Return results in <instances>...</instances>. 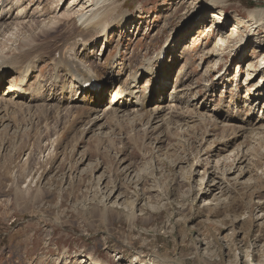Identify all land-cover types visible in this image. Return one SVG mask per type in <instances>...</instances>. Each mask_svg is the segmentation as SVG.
<instances>
[{"label":"rangeland","instance_id":"obj_1","mask_svg":"<svg viewBox=\"0 0 264 264\" xmlns=\"http://www.w3.org/2000/svg\"><path fill=\"white\" fill-rule=\"evenodd\" d=\"M112 1L109 40L63 49L96 0H0V56L42 48L27 84L0 79V264H264V0ZM60 55L104 80L95 103Z\"/></svg>","mask_w":264,"mask_h":264},{"label":"bare ground","instance_id":"obj_2","mask_svg":"<svg viewBox=\"0 0 264 264\" xmlns=\"http://www.w3.org/2000/svg\"><path fill=\"white\" fill-rule=\"evenodd\" d=\"M21 1L22 0H19V3ZM107 1H109V3L106 5V2ZM215 4H216V2L211 3L212 6L215 5ZM6 5L8 6L7 3H6ZM93 7H94V9H92L89 13H87V15H85L86 13H84V15H81L80 16V20L81 19H83V20H82V22H81V24H80V26L78 28V32H77L78 35L77 34H74L75 32L73 33L74 35H71L70 34L71 36L67 40H65L63 42V45H62V48L63 49H65V48L66 49H69L70 46H73V43H74V46H76L75 44H76V41L77 40L75 38L77 36L83 37L82 39H83L84 44L87 43L89 40H91L93 37L95 38L98 35H105L104 40L107 41V40H109L108 38L112 34V29L115 27L114 21H116L117 24H123L124 22H126V18H125V17H127L126 14L119 15L118 19H117V17H114V19L112 18V16H111L112 15V11L116 8V5H114L113 1L110 2V0H96V3L93 5ZM6 9L4 11H6ZM116 11H117V8L115 9V12ZM222 15L223 14L221 12L218 17L216 16L214 18V23H217V24H218V22L220 23V20L222 19L221 18ZM7 16L8 15L5 14V15H3L1 17L2 18V20L0 21V28L1 29L3 28V26L6 27V25H8L7 23H5L6 21H8V20H6L7 19ZM248 18H249L248 19V22H252L251 23V26H252L251 29L252 28H254V29L255 28H259L261 25H263L264 18H263L262 11H259V12H257V11H254L253 12L252 11L250 13V15H249ZM234 35L235 36H238L239 35V29L236 28V27H235L234 33L232 34L231 37H235ZM85 37L86 38L89 37V38L88 39H85ZM73 39H74V41L72 42L71 40H73ZM224 39L225 38L223 36H221L220 38H218V41L216 42L217 45L218 46H223V45L227 46L228 41L227 40H224ZM240 39L241 38H239V41H241ZM225 46L223 48H221V49L224 50L225 49ZM40 49H42V48L39 46L37 48H32V53H24L23 51L22 52H19L18 55H15L12 59L11 58L10 59H7V57L1 55L0 56V79L2 80L4 78V76H3L4 73L3 72L7 68V69H10V70H13L14 71V74H13L12 77L18 76V79H19V81H21L20 82L21 84H27L28 83V80H29V77H30V72H31V70L36 65L34 60L39 55V53H38V55H36V52L35 51H38L39 52ZM71 49H72V47H71ZM238 49H240V48H238ZM47 50H48V46H47ZM162 52H160L159 55L157 56V57H160L159 58L160 59V62L161 61L164 62V60H165V59L161 60ZM61 54H62V51H61ZM4 58L6 59V61H5ZM159 59L157 58V61H155V63H154L153 60H150L149 62L147 61L148 63H146V65H145L146 67L142 65V68H144V70L146 68L145 76H148L149 79H152L154 81V84L153 85H155L157 82H160L161 76L164 75L163 74L164 72H163V68H162L163 66L162 65H161V70L160 71H157V69L154 68L155 65L157 66V68L159 67V64H158V63H160L159 62ZM244 59L245 58L243 57L242 60H244ZM263 60H264V58H263ZM54 61H55L54 62L55 63V65H54L55 69H57V70L59 69L60 70V68H62L63 66L65 68L64 70H65V73L67 74L66 76H67V79L68 80L65 81L64 83H62L61 88L64 89L66 93H68L70 91L69 90V87L70 86H73V85L76 86V84H77L78 89L86 90L88 92V93L85 94L84 97L82 96L84 99L83 98H79L80 100L86 101V103H95L93 98L99 97L100 95H102V93H104L105 85H103V91L101 89L100 92H97V90H91L90 88L84 86L87 81L91 80V77H98L97 71H96V74H97L96 76H94V75H88L89 74L87 72L88 69H84V67L80 66V64H78V62H76V60L73 57H70V56H67V55H62V56L60 55V57L59 58H56ZM250 68L251 67H249V70H250ZM239 71L241 72L242 70H239ZM74 72H76L77 74H74ZM33 73H34V71L32 72V74ZM257 75L258 74L255 72V75L252 77V74L251 73H248V76L247 77L250 79V81H253L254 78H256ZM135 76H137V75L135 74ZM138 77H139V75L137 77H134V79H133L134 85L136 87H139V86H137V84H138ZM58 78H59L58 75H57V78H55V77L53 78L54 81L56 82V83L54 82V84H57L58 83V81H57ZM262 79H263V82L260 84V86L258 88H255L257 94H254V95H256V99H257V102L259 104H264V78H262ZM1 80H0V82H1ZM102 81H103V79H102ZM0 85H1V83H0ZM11 88H13V87H11ZM18 89H19V90H17L18 93H19L18 97H21L20 94H22L23 97H21V98L24 99L26 97V95L28 94V90L26 88H23L22 86H18ZM30 90H31L30 93L32 95L34 91H32V89H30ZM0 92H2V89H0ZM36 93H38V91ZM3 94L5 95V93H3ZM77 94H78V91L76 92V95ZM129 94L133 95L134 94V91H131ZM96 95H99V96H96ZM133 97H134V95H133ZM146 97H147V100H146L145 103H143L144 100L142 101V98L138 97L137 95H136V100L137 101L136 100L132 101L133 98L131 99L130 96L126 99V101L119 100L117 103L116 102H113V100H111V103H114L115 106L110 107L106 111V115L109 114V113L116 115L118 112L122 111L121 110L122 108H128L130 105H133L136 102H137V105H142L141 108H145V106L148 103V96L146 95ZM77 99H78V96H77ZM104 101H105V97H103L101 99V101L99 100L98 103H101V102H104ZM10 103H12V100H11ZM15 103L17 104V102H15ZM161 107H162V105H161ZM92 110H93V107H92ZM158 114L156 112V114H154V118H156ZM248 127L249 126H247L246 129H248ZM251 129H253L252 126H251Z\"/></svg>","mask_w":264,"mask_h":264}]
</instances>
